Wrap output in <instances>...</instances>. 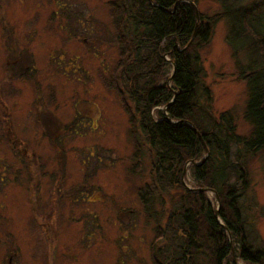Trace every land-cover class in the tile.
<instances>
[{
  "label": "rangeland",
  "instance_id": "rangeland-1",
  "mask_svg": "<svg viewBox=\"0 0 264 264\" xmlns=\"http://www.w3.org/2000/svg\"><path fill=\"white\" fill-rule=\"evenodd\" d=\"M221 1L194 4L210 15ZM108 2L0 0V264H153L154 223L135 193L149 155L133 154L123 101L103 80L118 56ZM228 22L199 48L210 97L199 102L247 137L250 60ZM245 159L246 212L264 241V147Z\"/></svg>",
  "mask_w": 264,
  "mask_h": 264
},
{
  "label": "trees",
  "instance_id": "trees-1",
  "mask_svg": "<svg viewBox=\"0 0 264 264\" xmlns=\"http://www.w3.org/2000/svg\"><path fill=\"white\" fill-rule=\"evenodd\" d=\"M191 2H108L118 56L103 80L123 101L133 154L149 155V180L135 193L154 223L150 257L153 264H264V241L246 212L245 167V157L264 147V0H222L219 11L197 17ZM221 17L229 21L227 41L239 42L250 60L240 71L247 137L235 132L229 111L214 116L199 102L200 91L210 98L199 48ZM183 168L191 188L213 190L218 205L183 185Z\"/></svg>",
  "mask_w": 264,
  "mask_h": 264
},
{
  "label": "water",
  "instance_id": "water-1",
  "mask_svg": "<svg viewBox=\"0 0 264 264\" xmlns=\"http://www.w3.org/2000/svg\"><path fill=\"white\" fill-rule=\"evenodd\" d=\"M191 5L193 6L194 8V12H195V16L197 17L198 16V13H197V8L195 6V4L193 2H191ZM172 70H173V67H172ZM164 108V107H163ZM190 162H193L192 160H190ZM183 172H184V168L182 169L181 171V174H180V179H181V182L183 183V185H185L187 188H191L189 186H187L184 182H183ZM192 189V188H191ZM194 189H197V190H200V191H204V190H208V191H211L212 193H214L213 190L209 189V188H206V187H200V188H194ZM215 194V193H214ZM215 198H216V202H217V205H218V200H217V196L215 195ZM218 220V219H217ZM227 237H228V240H229V234L227 233Z\"/></svg>",
  "mask_w": 264,
  "mask_h": 264
}]
</instances>
